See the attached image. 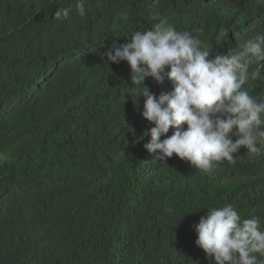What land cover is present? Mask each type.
Listing matches in <instances>:
<instances>
[{
  "label": "trees",
  "instance_id": "16d2710c",
  "mask_svg": "<svg viewBox=\"0 0 264 264\" xmlns=\"http://www.w3.org/2000/svg\"><path fill=\"white\" fill-rule=\"evenodd\" d=\"M75 4L0 0V264H212L193 226L226 203L264 222V153L241 147L206 174L175 154L154 161L130 65L103 54L157 15L202 27L210 58L227 54L264 30V0H85L83 17ZM58 8L69 17L55 19ZM250 94L264 96V81Z\"/></svg>",
  "mask_w": 264,
  "mask_h": 264
},
{
  "label": "clouds",
  "instance_id": "9594fccd",
  "mask_svg": "<svg viewBox=\"0 0 264 264\" xmlns=\"http://www.w3.org/2000/svg\"><path fill=\"white\" fill-rule=\"evenodd\" d=\"M159 4L152 0L151 6ZM75 12L87 14L85 0H76ZM68 17V9L54 13L57 20ZM154 19L158 22L152 27L130 31L129 42L103 54L107 62L130 65L133 86L128 95L144 98L142 115L154 124L144 147L154 161L166 163L175 154L206 174L216 162L235 163L233 154L241 147L252 158L264 153V96L250 94L252 82L264 81V30L254 29L227 54L210 58L213 46L202 43V27L179 31L167 16ZM226 33L221 27L214 36L218 46L227 40ZM148 77L160 85L171 81L173 90L157 97L145 85ZM170 128L174 132L167 136ZM207 209L193 227L195 244L212 264H264L258 259L264 257L259 216L241 217L231 203Z\"/></svg>",
  "mask_w": 264,
  "mask_h": 264
}]
</instances>
